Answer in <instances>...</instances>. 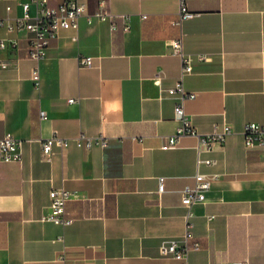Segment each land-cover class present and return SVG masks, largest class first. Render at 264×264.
I'll return each instance as SVG.
<instances>
[{
    "label": "crops",
    "instance_id": "1",
    "mask_svg": "<svg viewBox=\"0 0 264 264\" xmlns=\"http://www.w3.org/2000/svg\"><path fill=\"white\" fill-rule=\"evenodd\" d=\"M30 1L0 0V41L9 45L0 49L9 64L0 71V139L23 141L21 162H0V264H183L160 255L164 241H183L181 191L198 171L196 137L162 149L179 126L178 100L168 91L181 78V62L169 43L181 36L193 65L184 86L196 94L185 103L187 117L199 135L232 130L203 154L217 164L199 171L220 178L194 207L189 244L200 248L188 264H264V148L244 141L247 124L264 126V0H186L196 17L181 27L180 0H107L111 14L131 17L129 33L89 22L100 0H87L79 28L51 40L40 62L20 27ZM28 14L37 17V7ZM79 57L93 65L79 67ZM55 135L103 137L108 146L55 148L47 162L41 142ZM63 188L74 193L68 227L44 221L51 191Z\"/></svg>",
    "mask_w": 264,
    "mask_h": 264
},
{
    "label": "built area",
    "instance_id": "2",
    "mask_svg": "<svg viewBox=\"0 0 264 264\" xmlns=\"http://www.w3.org/2000/svg\"><path fill=\"white\" fill-rule=\"evenodd\" d=\"M35 5L38 9V15L32 19L29 14V8ZM10 10V9H9ZM26 15L20 23V27L27 30L31 34L29 40V53L31 59L40 62L48 53L51 40L58 39L63 31H76L79 28L80 20L88 14L87 0H63L57 7H50L48 0H31L24 4ZM196 17V14L191 12L188 8L186 0H180L179 18L175 22L178 27L182 26L184 21ZM89 22L96 19L100 23H107L110 31L115 33L122 30L124 33H129L132 28L131 17L128 15H113L107 10V0L99 1V10L93 15L88 16ZM142 19H146L143 16ZM117 20L121 22L119 25ZM3 22H0L2 25ZM9 28L11 26L9 25ZM12 48L15 45H11ZM9 45L4 41H0V49H6ZM171 54L179 57L181 62V78L173 89L168 91L170 97L177 98V104L174 109V117L179 126L173 136L168 137V143L162 148L164 151L176 149L179 138L190 136L198 139L197 147V168L198 171L194 177V184L186 186L182 191V205L185 209L186 230L183 236V241L169 240L164 241L160 247V255L162 257H171L183 264H188V255L191 250H198L199 243L189 244L193 239V223L194 207L198 204L206 202L207 193L210 191L212 184L217 181L220 176L218 174H203L199 171L201 165L206 167H213L217 164L216 160L205 159L204 153L212 151L213 145L217 143H224L226 138L231 135L232 130L229 126H225L222 131H215L210 135H199L196 129L191 124L185 111V103L188 100L196 98L195 93H189L184 86V78L193 72L192 57L184 53L183 37L173 39L169 43ZM203 62L208 58L205 56L199 57ZM79 67H91L93 65V58L79 57ZM9 64L5 61H0V71L7 69ZM32 81L34 87L39 90L42 82V77L39 68L32 71ZM77 100L71 99L70 104L76 103ZM42 120L47 119L45 112L41 113ZM142 142L141 139H136ZM244 141L247 148H264V126L257 123L247 124L244 128ZM74 144L79 149L92 150L94 147L107 148L108 141L103 137H87L80 136L75 139H64L58 136H53L41 142L42 157L45 161H50L54 149L58 148L65 151L69 146ZM23 141L16 139L10 134L0 139V162L2 163H18L22 160ZM165 190L164 179L159 181V193ZM74 193L66 189L51 191L50 210L51 213L44 218L45 222L53 223L57 226L68 227L74 223V219L69 217L66 212L67 204L72 200ZM214 217H209L213 220ZM63 242V237L58 239ZM246 264V263H245Z\"/></svg>",
    "mask_w": 264,
    "mask_h": 264
}]
</instances>
